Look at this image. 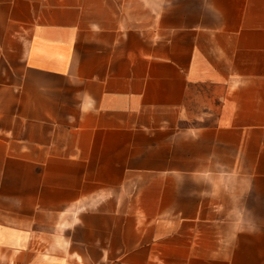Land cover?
<instances>
[{
    "label": "crops",
    "instance_id": "obj_1",
    "mask_svg": "<svg viewBox=\"0 0 264 264\" xmlns=\"http://www.w3.org/2000/svg\"><path fill=\"white\" fill-rule=\"evenodd\" d=\"M0 264H264V0H0Z\"/></svg>",
    "mask_w": 264,
    "mask_h": 264
},
{
    "label": "rangeland",
    "instance_id": "obj_2",
    "mask_svg": "<svg viewBox=\"0 0 264 264\" xmlns=\"http://www.w3.org/2000/svg\"><path fill=\"white\" fill-rule=\"evenodd\" d=\"M43 236H44V235H40V237L35 238V239L38 241L39 247H41L42 244H43L44 242L47 241V237H43ZM30 239H31V238H30Z\"/></svg>",
    "mask_w": 264,
    "mask_h": 264
}]
</instances>
